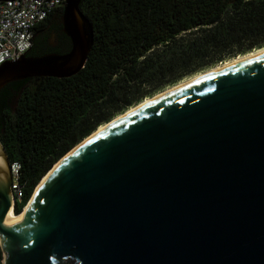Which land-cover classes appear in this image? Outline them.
<instances>
[{"label":"water","instance_id":"obj_1","mask_svg":"<svg viewBox=\"0 0 264 264\" xmlns=\"http://www.w3.org/2000/svg\"><path fill=\"white\" fill-rule=\"evenodd\" d=\"M81 1L61 15L71 49L2 63L0 91L84 67ZM176 84L65 153L13 223L0 140L4 264H264V52Z\"/></svg>","mask_w":264,"mask_h":264},{"label":"trees","instance_id":"obj_2","mask_svg":"<svg viewBox=\"0 0 264 264\" xmlns=\"http://www.w3.org/2000/svg\"><path fill=\"white\" fill-rule=\"evenodd\" d=\"M63 9L36 26L28 55L71 49L56 24ZM80 9L94 32L84 67L0 91V140L21 165L25 191L16 213L54 163L99 126L166 87L264 47V0H82ZM50 26L58 31L56 48L47 43Z\"/></svg>","mask_w":264,"mask_h":264},{"label":"built area","instance_id":"obj_3","mask_svg":"<svg viewBox=\"0 0 264 264\" xmlns=\"http://www.w3.org/2000/svg\"><path fill=\"white\" fill-rule=\"evenodd\" d=\"M65 0H0V65L31 48L35 28L64 7ZM19 162H11L13 206L24 199Z\"/></svg>","mask_w":264,"mask_h":264},{"label":"bare ground","instance_id":"obj_4","mask_svg":"<svg viewBox=\"0 0 264 264\" xmlns=\"http://www.w3.org/2000/svg\"><path fill=\"white\" fill-rule=\"evenodd\" d=\"M263 52H264V47L259 48V49H256V50H253V51H251V52H249V53H247V54H244V55H241V56H238V57H234V58H232V59H230V60H227V61H225V62H222V63H220V64H218V65H216V66H214V67L208 69V70L205 71V72L195 74V75H193V76H191V77H189V78H187V79H185V80H183V81L177 83V84L174 86V88H175V87H178V86H180V85H182V84H184L185 82H188L189 80H192V79L198 78V77H200V76H202V75H204V74H206V73H208V72H211V71H214V70H218V69H221V68H224V67L230 66V65L235 64V63H237V62H240V61H242V60H244V59H246V58H249V57H251V56H255V55L261 54V53H263ZM170 88H172V87L167 88L166 91H167L168 89H170ZM166 91L164 90V91H162V92H160V93H158V94H156V95H154V96H152V97L146 98V99H145L144 101H142L141 103L136 104V106H133V107L129 108V109L126 111V113H127V112H130V111H132V110H134V109H136V108H139V107H141V106H143V105H145L146 103H148L149 101H151L152 99L156 98L157 96L163 94V93L166 92ZM124 114H125V113H124ZM124 114H123V113L119 114V115H118L117 117H115L112 121H114V120H116L117 118L123 116ZM112 121H110L109 123H105V124L99 126L98 129L95 130L94 132H92L91 135L88 136L85 140H88L91 136H93L94 134H96V133H98L99 131L103 130L106 126H108L110 123H112ZM56 164H57V163H56ZM56 164H55L54 166H56ZM50 172H51V170H50L48 173H46V174L44 175L43 179H45L46 176H48V174H49ZM43 179H42V180H43ZM36 189H37V188H36ZM32 199H33V195H32V197L29 199V202H28V204L26 205V207H25V208L23 207L24 209H23L20 213H18V214L14 212V206L12 205V209L10 210V212H9V213L6 215V217H5L6 222H8V223H13V222H17V221H19V220L24 216V214L26 213V211L28 210V208H29V206H30V204H31V202H32Z\"/></svg>","mask_w":264,"mask_h":264},{"label":"flooded vegetation","instance_id":"obj_5","mask_svg":"<svg viewBox=\"0 0 264 264\" xmlns=\"http://www.w3.org/2000/svg\"><path fill=\"white\" fill-rule=\"evenodd\" d=\"M56 24L57 25L58 24L62 25L61 16L59 17L58 20H56ZM62 28H63V25H62ZM62 28H61L60 32H63ZM47 43L52 48H56L58 46V44H59L58 31L53 26H50V28H49V36H48V39H47ZM52 51H54V50H52Z\"/></svg>","mask_w":264,"mask_h":264},{"label":"rangeland","instance_id":"obj_6","mask_svg":"<svg viewBox=\"0 0 264 264\" xmlns=\"http://www.w3.org/2000/svg\"><path fill=\"white\" fill-rule=\"evenodd\" d=\"M217 65H218V64H217ZM215 66H216V65H215ZM213 67H214V66H213ZM210 68H212V67H210ZM210 68H208V69H210ZM208 69H205V70H203V71H201V72H198V73L205 72V71H207ZM198 73H197V74H198ZM190 77H191V76H190ZM187 78H189V77H187ZM187 78H185V79H187ZM185 79H183V80H185ZM183 80H182V81H183ZM180 82H181V81H180ZM166 88H167V87H166ZM161 92H162V91H161ZM158 93H160V92H158ZM156 94H157V93H156ZM144 100H145V99H144ZM134 106H135V105H134ZM115 117H116V116H115ZM35 188H36V187H35ZM34 190H35V189H34ZM33 193H34V191H33ZM33 193H32V195H33ZM32 195L30 196V198L32 197ZM30 198H29V199H30Z\"/></svg>","mask_w":264,"mask_h":264}]
</instances>
